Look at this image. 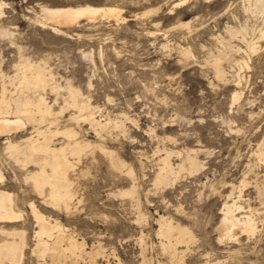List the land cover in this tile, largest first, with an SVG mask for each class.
<instances>
[{
	"label": "rangeland",
	"instance_id": "1",
	"mask_svg": "<svg viewBox=\"0 0 264 264\" xmlns=\"http://www.w3.org/2000/svg\"><path fill=\"white\" fill-rule=\"evenodd\" d=\"M174 1L0 0V31H9L8 35L0 33V84L1 72L12 75L20 56L46 61L54 80L60 85L68 80L78 88L98 119L107 115L123 121L122 129L113 128L110 133L105 130L99 138L88 124L68 120L71 113H77L75 109L68 108L59 116V127L72 126L80 139L102 142L125 163L119 172L99 151H87L79 166L82 172L71 178L75 179L74 190L83 210L70 216L51 212L40 204L32 183L24 180L33 167L25 172L10 159L3 150L6 136H0V170L5 178L0 187L12 193L22 211L18 227H24L27 235L25 255L19 264H38L30 251L35 230L30 201L51 219L57 218L67 228L65 233L73 232L79 241L84 238L86 251L100 244L103 254H110L109 258L101 255L97 259L84 254L80 259L67 257L60 264H107L105 259L109 264H264V193L258 196L255 187L256 183L264 186V159L259 160L256 154L260 148L264 158V38L258 32L263 19L245 12L244 0H190L170 13ZM84 4L117 6L124 19L117 22L105 18L90 24L82 18L76 26L63 28L62 34L35 22L40 5ZM149 9L156 11L142 15ZM243 25L248 27L246 41L255 43V52L249 50L242 36L231 38L226 31ZM218 38L228 42L222 44ZM182 48H188L190 54L183 55ZM220 51L240 61H231L232 68L223 61L227 81L216 79L209 63L210 54ZM243 60L248 61V68ZM5 84L7 92L12 91L8 80ZM46 92L50 103L56 98L53 106L59 109L61 97ZM235 92L240 95L233 101ZM32 130L27 126L9 138L20 140ZM65 141L66 137L57 138L54 145ZM157 146L175 151L200 148L201 167L181 172L173 186H156L159 156L153 152ZM179 160L176 154L172 156L174 164ZM128 167L133 169L134 180L127 173ZM244 177L247 185L243 199L249 198L250 205L260 210L263 223L258 222V230L251 237L243 234L239 241L220 244L215 228L222 217V204L232 183L238 186L234 195L242 189L240 180ZM132 181L137 200L113 195L130 188ZM159 216L192 232L188 248L186 244L179 246L178 254L172 256L158 245ZM141 233L142 241L138 239ZM142 242L147 248L144 262ZM113 250L115 257L111 255ZM178 256H182L181 263ZM45 261L40 264L49 263Z\"/></svg>",
	"mask_w": 264,
	"mask_h": 264
},
{
	"label": "bare ground",
	"instance_id": "2",
	"mask_svg": "<svg viewBox=\"0 0 264 264\" xmlns=\"http://www.w3.org/2000/svg\"><path fill=\"white\" fill-rule=\"evenodd\" d=\"M189 2L190 0L174 1L170 8V13L174 9L180 8ZM242 8L245 12H250L262 17L263 25L259 28L258 32L259 37L264 38V0H244ZM38 9L39 11L35 18L36 24L44 27V29L47 28L54 33L61 34L64 33L63 28L76 26L82 18L90 24H95L105 18H113L117 22L120 20L123 21L124 19L121 16V9L117 6H93L90 4H84L76 6L50 7L47 5H40ZM155 11L156 9H149L144 11L142 15L149 16ZM2 13V4L0 2V16H2ZM226 31L231 38L240 35V37L242 36L246 41V34L248 31L247 25L240 26L239 28L229 27ZM0 33L2 36L8 35L9 31H7V29L1 30ZM218 39L222 44L228 42L226 41L227 39L224 40V38ZM246 45L251 52L256 51L255 43L246 41ZM181 51L183 55L190 54L188 48H182ZM20 57L21 59L19 63L14 64V72L12 75H7L1 72L0 136H6L4 142L5 149L3 150L6 151L10 159L18 165L20 164L24 171H27L29 167H33L32 170H28V172L25 171L26 174L24 180L32 183V188L40 204L51 212L54 211V213H61L70 216L76 211L80 212L83 210L80 206L82 200L76 195V191L74 190L75 179L71 178L74 176L76 177L77 173L82 172V169H80L79 166L82 163V156L86 154L87 151H90V154H93L92 152L94 150L99 151L101 155L108 157L107 159L111 167L119 172L122 170V167L125 166V163L120 160V157L117 158L115 156L113 150L111 151V149H108L101 144L102 142L95 143L87 139H80L78 137V131L72 126L59 127V116L68 108L75 109L77 113H71L68 116V120H76L88 124L90 130L92 129L98 137L100 136L102 138L103 136H101V132L105 130H108L110 133V130L113 128L122 129L123 121L111 119L110 117H107V115L104 119H98L93 110L94 107L91 106L89 101L83 96L78 88L74 87L68 80L65 81L64 85H60L57 83L58 81L54 80L56 78H54V74L51 71L52 69L47 66L46 61L37 62L32 61V58L29 59L28 56ZM209 57V63L213 70L214 77L220 81H227L228 72L222 65L223 61L228 63V68H232L230 65L231 61L240 64V61L236 60L235 57L231 58L233 56L230 57V55L223 51H220L217 55H213L212 53ZM241 63L246 68L249 67L247 60H243ZM237 76L239 75L237 74ZM6 80H8L13 86V89L10 92H7L5 84ZM47 90L56 96L61 97L62 105L58 107L59 109L56 110L53 106L56 102V98L54 103H50V101L47 100ZM239 95L238 92H235L233 95V101L237 100ZM27 126L33 127L29 136L15 141L12 138H9L10 135L23 131ZM150 132L152 133L153 130L150 129ZM60 137H66L67 141L55 146L54 140ZM169 139L175 141V139ZM199 142L200 141L198 140V143ZM183 151H175L166 147H156L153 154H157L159 157H157V171L154 176V185L173 186L181 172L186 169L189 172L197 171L201 167L198 160V155L201 152L200 148L196 147L187 149L182 153ZM175 154L176 157L180 158L179 163L176 164L172 161V156ZM256 154L259 160L264 159L262 158V149L258 148ZM85 156H87V154ZM92 159L94 158L92 157ZM127 173L131 179L134 180V173L131 167L127 168ZM112 174L110 173V175ZM126 177L128 178V176ZM4 179V175L0 170L1 187L4 186ZM132 182L130 188L121 190L115 194L112 192L111 195H121L122 197L129 196L137 200L135 191L136 185H134V181ZM240 185L242 186V189H239L237 195H234V190L238 186L236 187L233 183L230 185L231 190L227 195V201H224L225 203L222 204V217L215 228V231L217 232V240L220 244L231 240L239 241L240 235L243 234L246 235V237H251V235L253 236L258 230V222L263 223L259 218L260 210L250 205L251 202L249 201V198L243 199L242 192L247 185L245 177L240 180ZM1 187L0 223L9 224L11 226L9 228H6L5 226L0 227V236H4V238L0 237V264H19L25 255L24 250L27 237L26 230L23 229L24 227H18L17 224L21 220L20 217L22 216V211L17 207L12 193ZM255 187L256 194L262 196L264 193V186L256 183ZM244 202L245 205H243ZM28 207L35 222L34 236L32 238L34 244L30 251L31 254L36 257L38 264L46 259L49 261L48 264H60L63 260L65 261L67 257L78 259L79 257H82L83 254L87 257H94L96 259L101 255L109 258V252V255H104L103 253H105V250L100 244L97 246L95 245L97 247L96 249L93 247L94 245H91V250L86 251L84 238L81 239L80 237L81 241H79L76 238V235L72 234L73 232L70 234H67V232L65 233L67 228L65 229L63 224H61L57 218L51 219L50 216L45 215L39 210L35 201H30ZM157 221L159 228L158 231H156V234L160 238V243H158L159 246L161 245L160 247L164 250H169V252L173 254L172 256L178 254L177 250L179 246L186 244L188 248V243L192 239V232L189 229L181 227V225L179 226L178 224L176 225L172 220L164 216H159ZM142 237L143 234L141 233V236L138 239L142 241ZM144 247L140 248V255L142 256L143 262L147 258H145L146 253L144 254V249L147 248L146 246ZM182 253L183 252L181 251L180 254ZM239 254L241 255L240 251ZM111 255H113V257L116 256L114 250L111 252ZM182 256H178L180 257V263L183 260ZM202 256L204 255L202 254ZM81 260L83 261V259ZM105 260L107 264H109V259ZM71 263H73V261H71ZM203 264L209 263L206 261V263Z\"/></svg>",
	"mask_w": 264,
	"mask_h": 264
}]
</instances>
